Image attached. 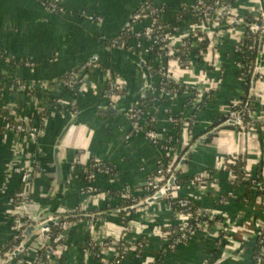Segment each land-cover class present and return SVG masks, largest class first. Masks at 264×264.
<instances>
[{
	"label": "crops",
	"instance_id": "1",
	"mask_svg": "<svg viewBox=\"0 0 264 264\" xmlns=\"http://www.w3.org/2000/svg\"><path fill=\"white\" fill-rule=\"evenodd\" d=\"M39 1L40 5L34 0H0V103L20 112L31 129L38 124L40 107H45L47 118L44 135L35 143L23 144L18 154L13 150L17 137L12 133L0 134V251L13 240L12 201L25 189L16 170L26 171L37 164V173L31 175L29 192L24 196L30 214L53 210L62 217H73L68 218L70 226L63 238L66 248L61 256L54 258L47 252V260L53 264H106L120 242L141 246L140 252L135 249L126 254L124 264H254L256 235L264 227V209L256 188L235 187L221 163L225 158L238 157L253 179H264V72L254 89L252 128L224 129L202 141V137L218 127L215 123L222 112L244 92L233 64L234 37L238 35L227 36L223 46L214 50L216 54L208 53L202 63L192 54V71L180 72L173 67L177 79L188 84L202 83L207 95L189 126L188 137L194 140H188V146L197 145L179 169L178 182L184 179L187 183L176 192V197L188 198L197 208L214 213L216 221L186 245L166 250L168 243L160 231L179 223L166 201L125 212L145 196L143 187L165 160L164 152L143 134L133 132L126 116L91 113L107 107L103 96L105 71L118 75L126 84L125 99L118 106L134 97L143 84L142 72L132 61L102 47H108V39L119 35L135 8L146 0ZM53 1L60 13H49L46 9ZM237 1L255 4V0ZM152 2L164 8L163 19L172 22L178 10L193 0ZM92 55H98L95 64L98 68L83 73L82 85H66L68 73ZM214 61L220 63L218 69L211 66ZM26 62L34 63V68L24 67ZM16 78L35 86L33 99L15 89ZM187 103L186 98L178 95L145 110L147 121L152 119V127L163 139L175 134V154L183 150L182 145L178 149L180 127L171 124L168 118L189 116L192 105ZM79 111L91 112L57 149L60 134ZM97 161L111 166L116 175L108 177L99 172L88 175L91 163ZM57 165L63 180L61 195L57 193ZM209 170L215 171L213 178L203 181ZM196 177H202V182L191 185ZM127 190L129 200L124 197ZM125 227L130 228L128 234ZM108 240L110 243L106 245ZM91 241L96 243L93 249L105 251L102 256L98 253L96 259L91 252L87 253ZM3 257L0 255V264H25L10 263ZM33 258L29 256L27 260Z\"/></svg>",
	"mask_w": 264,
	"mask_h": 264
},
{
	"label": "built area",
	"instance_id": "2",
	"mask_svg": "<svg viewBox=\"0 0 264 264\" xmlns=\"http://www.w3.org/2000/svg\"><path fill=\"white\" fill-rule=\"evenodd\" d=\"M48 7L52 12L60 13L56 1L48 3ZM164 15V8L156 7L152 0H146L133 13L130 25L120 32L118 36L111 38L108 41V47L130 52L146 61L152 75V85L145 99L146 101L149 100L151 105H162L166 101H170L174 97L181 95L186 98V101L191 99V104L189 105H193L199 100V93L195 90H190L187 87L179 86L175 84L174 81L170 80V78L177 79L174 76L173 67L177 68L180 72L192 71V69H194V64L190 57L192 54L202 63L204 59H206L208 53L212 52L213 54H216L214 50L217 51L218 48L223 46L224 39H226L227 36H233L234 34L238 35L234 37L235 44L233 46V64L237 70V77L243 85V89L246 85H250L251 77L256 70V57L254 61L249 62L245 53L247 50L255 49L257 56L259 39L261 37L264 38V25L257 6V0H255V4L248 5L240 4L237 0H193L191 4L183 6L178 10L172 22L164 20ZM98 22H100V20ZM234 23H237L238 25L232 27V24ZM250 28L256 30L257 34L254 35ZM206 29L210 30V32L203 33ZM262 53H264V42L262 45ZM217 63L219 62L214 61L211 66L214 67V69H218L216 67ZM34 65L35 64L32 62H26L23 64L24 67L29 69H33ZM95 68L98 67H96V65L84 66L76 72L66 76L65 84L68 86L70 84L82 85L85 80V75L83 76V73ZM258 71L259 80L264 71ZM104 76L106 80V89L103 96L106 100L107 108L116 107L119 102L125 99L126 84L121 77L113 74L109 70L105 71ZM248 76H250V78H248ZM183 82L188 84L185 81ZM170 84H173L178 88L171 89ZM195 84L202 85V83H194L191 85ZM14 87L17 91L26 96L32 99L34 98L33 93L35 86L26 85L21 81H16ZM243 95L244 92L242 91L240 99ZM239 100L231 103L225 111L222 112L224 122L221 125L228 121H234L237 123L236 129H240L241 131L249 130L252 128L251 124H245L243 118L247 115L252 121L254 111L252 110V107H250L243 118L239 119L238 116L245 110V108L241 109L238 106ZM6 111L7 114L0 117V134L6 135V133H12L17 137V143L13 149L15 154H18L20 150H22L23 144L29 142V137L36 142L38 137L44 135L47 123L45 107L39 108L37 112L38 124L30 129V132L26 131L24 117L20 116L17 111L7 109ZM75 114L76 113L73 115ZM125 116L130 121L133 132L143 134V136L154 145H160L164 152L165 160L159 163L155 173L147 180L143 187V191L152 197L164 188L176 168L174 157V147L176 143L175 134L171 133L163 139L162 135L156 130H146V127L149 126L152 119L149 120V122L147 121L146 112L143 108L142 102L129 111ZM168 121L174 126L181 124V119H176L172 116H169ZM238 162H240L238 157H228L221 163L222 170L227 172L233 181L234 178L231 175L230 168L238 167ZM100 163L102 162H94V164L90 166L91 169H101ZM36 165L37 164H34L33 167H28L26 171L16 170V173L20 175L21 183L24 186L27 184L28 176L37 173ZM103 169L105 171L99 173H108L106 168ZM240 170H242L246 179L253 178L252 173L249 172L244 165ZM202 180V177H196L190 182V184L195 185L201 183ZM262 181L263 183L256 184L254 187L256 189H258V187L264 189V179ZM180 189L181 186L176 178L173 186L165 192L163 199V201L167 202L169 207H171L170 201L178 198L176 197V192ZM24 196V192H20L15 195L14 200L12 201L15 205L14 214L12 216L14 231L12 243L19 241V244L8 251H0V255L4 256L3 258H6L8 261L11 258L12 253L17 250L22 243L23 231L31 227L36 228L40 225L39 222H36L35 216L30 214V205L25 200L26 198ZM125 196V199H130V195L126 194ZM179 199L180 200L176 203L181 210L178 213H174V216L179 220L180 224L178 227L182 230L181 235L177 240L170 243V241L165 238L167 234L160 231L162 238L168 243V250H173L178 246L186 245L199 231L208 230L209 224L207 222L198 223L193 226L191 224L193 220L198 217H205L208 222L214 223L216 221V215L214 213L206 211L205 209L197 208L188 198ZM69 226L70 223L68 221L62 222L59 226L49 232L45 239H43L40 234L34 236L31 239L29 246L25 249L19 262H24L25 264H53L51 263V260L42 261L40 258V252L43 249H46V251L47 249H50L51 257L59 258L66 248L63 244V238L64 231H66ZM263 230L264 227L257 232L256 235V240L259 241L261 249L258 256L253 258L254 264H264L259 258L260 256L264 257ZM54 231H56L55 234H53ZM124 232L128 234L130 228L125 227ZM126 245L127 244H122L120 246V253H114L115 263H118V261L122 259V255L127 254L130 251H135L134 246L127 248ZM93 247H96V243L91 241L88 244L87 253H89V250ZM104 247H106V245ZM139 247L141 246L139 245ZM104 252V249L101 248L99 256H102ZM29 256H34L33 260H27Z\"/></svg>",
	"mask_w": 264,
	"mask_h": 264
},
{
	"label": "water",
	"instance_id": "3",
	"mask_svg": "<svg viewBox=\"0 0 264 264\" xmlns=\"http://www.w3.org/2000/svg\"><path fill=\"white\" fill-rule=\"evenodd\" d=\"M34 1L38 5L41 4L39 0H34ZM143 2L144 1H142L135 8V10L129 16L127 23L124 25V27L122 28V30L120 32H122L124 29H126L130 25L133 13L138 9V7ZM257 6H258V9L260 11L262 22L264 25V0H257ZM46 9L48 10L49 13L52 12L48 6L46 7ZM237 25H238L237 23H234V24H232V27H235ZM245 26H247V25H245ZM250 30L254 35L257 34L256 30H254L252 28H250ZM208 32H210V30L206 29L203 31V33H208ZM263 42H264V38L261 37L259 39L258 48H257V56H256V63H255L256 70L254 71V73L251 77V81H250L248 100H247V103L245 106V110L242 113H240V115L238 116L239 119H242L243 116L246 114V111L249 110L250 107H252V99H253L254 89H255V86H256V83H257V80L259 77V71L258 70L264 71V53H262ZM102 48L105 49L107 52L122 54L125 58L132 61L142 72V76H143V82L142 83L143 84H142L140 90L138 91V93L134 97H132L129 101L125 102L123 105H120V106L117 105L116 107H108V108L105 107L103 109H97L94 112L93 111L92 112L91 111H79L78 113L73 115L70 118L67 125L65 126L62 133L60 134V137H59L60 139L57 141V149L60 146L61 142L65 139L67 134L74 127H76L77 126L76 124L89 112L97 114L98 116H114V115L125 116L129 111L134 109L138 104H140L142 101H144L146 99V97H147V95L151 89L152 75H151V71L148 68V65L144 59L139 58L137 55H133L132 53L126 52L123 50L112 49V48H108V47H102ZM97 63H98V55H92L91 57H89V59H87V61H85L81 65H78L77 67L72 69L71 72L68 73V75L76 72L77 70H79L80 68H83L86 65H95ZM216 67L217 68L220 67V63H217ZM170 80L174 81L175 84H177L179 86L187 87L190 90L197 91L199 93L200 97H199V100H197L192 105L190 115L181 119V124L179 125L180 132H179V147H178V149L182 145L183 150L181 149V151H180V149H179L178 154H175V156H174L175 161L177 162V160H178V162H177L176 168H175L172 176L170 177L167 184L164 186V188L162 190L158 191L150 199H148L144 203H140V205L135 206L134 208H139V207H142L145 205H151L156 201L163 200L165 192L168 191L171 186H173L174 181L178 176L180 167L187 160L189 153L191 151H193L197 145V144H194L191 147L188 146L189 145L188 140H194L191 137H188V133H189L188 130H189L190 123H192L193 119L196 118V116L194 114L196 113L197 110H199L202 107V103H204L206 100V92L202 88L201 85L186 84L182 80H180V79L178 80V79H174V78H170ZM16 81H21V80L19 78H16ZM0 107L5 108L7 110L17 111L15 108H12L10 105H5L3 103H0ZM18 114L20 116L22 115L20 112H18ZM252 121L254 122V119ZM24 124H25L26 131L30 132L31 127H30L29 121L27 119H24ZM236 126H237L236 122L228 121V122L224 123L223 125H220L217 128L213 129L211 132L206 134L205 137H202V141H206L209 136L216 135L221 130L229 129V128H235ZM196 137L197 136H195L194 138H196ZM29 142L31 144L35 143V141L30 137H29ZM197 142H200V141L198 140ZM185 149H189V150L187 151V153L184 154ZM56 152H58V151H56ZM181 152H183L182 154H184L183 157H181L182 156ZM180 154H181V156H180ZM56 176H57L56 184L58 186L57 193H58V195H61L63 180H62V174H61V169H60L59 165H57ZM30 182H31V176H28L27 184H26L25 189H24L25 196L28 195ZM126 192L130 195L129 190H127ZM131 209L132 208L126 209L125 212H129ZM68 218H73V217H68ZM68 218L58 215L57 211H53V210L49 213H43L42 212V213L36 214L35 220H36V222H39L40 225L36 228L31 227V228H28V229L23 231V233H22L23 241L20 244L19 248L12 253L11 258L9 259V262L10 263L19 262V260H20L21 256L23 255L25 249L29 246L31 239L34 236H36L37 234H40L42 236V238L45 239L49 232H51L55 227L59 226L62 222L68 221L69 220ZM47 252H50V249H47Z\"/></svg>",
	"mask_w": 264,
	"mask_h": 264
},
{
	"label": "trees",
	"instance_id": "4",
	"mask_svg": "<svg viewBox=\"0 0 264 264\" xmlns=\"http://www.w3.org/2000/svg\"><path fill=\"white\" fill-rule=\"evenodd\" d=\"M247 21H249V20H247ZM204 48H205V46H204ZM245 55H246V58L248 59V61L252 62V61H254V59L256 57V51H255V49L247 50ZM248 78H250V76H248ZM170 88L171 89H173V88L177 89L178 87L174 86L173 84H170ZM248 95H249V85H246L245 88H244V95L238 102V106L241 109L245 108V105H246L247 100H248ZM210 96H211V94H210ZM206 99H207V96H206ZM187 102H188L187 104H191V99H188ZM142 104H143L144 110H147L149 107L152 106L151 103L149 102V100L142 101ZM252 110L254 111L253 107H252ZM6 114H7L6 109H3V108L0 107V117L5 116ZM243 121H244L245 124H251V121H250V119L248 118L247 115L244 116ZM223 122H224V119L221 116L220 119L215 123V125L216 126H220ZM230 129H233V128H230ZM146 130H155V129H154V127H152V124L149 123V126L146 127ZM0 133H1V127H0ZM93 164H94V162L91 163V165H93ZM100 164H101V169H98L99 171L91 169V167H89L88 168V175H91L92 173H96V172H104L105 170L103 168H106V171L108 172V173H106V175L108 177H114L116 175L115 171L113 170V168L111 166H109V165H107L105 163H100ZM242 166H243V163L240 161V162H238V167H231L230 168L231 175L234 178L233 184H234L235 187L243 186L245 188L251 189V188L254 187V185L259 184V183H263V181L260 178L246 179L244 177V174H243L242 170H240V168ZM214 172H215L214 170L207 171V177L206 178L204 177L203 181H207L210 178H213L212 176H213ZM179 181H180V183H179L180 186H182L185 183H187V181L184 180V179H179ZM256 191L258 193L259 199L261 200L262 208L264 209V189H261V187H258V189H256ZM178 200H180V199L176 198V199H173L172 201H170L171 202V207L170 208H171L173 213H178L181 210L179 205L176 203ZM126 205L129 206V205H132V204L131 203H127ZM203 222H207L208 224L211 223V222H208L205 217H198L197 219L193 220L191 222V224L193 226H195L196 224L203 223ZM55 232L56 231H54L53 234H55ZM161 232L164 233V234H167V236L165 238L168 239L170 241V243H172V242H174L175 240H177L179 238V236L182 233V230L179 227H177V226H171V227H169L167 229H163ZM262 235H264V230L262 231ZM109 243H110L109 240L105 242L106 245L109 244ZM18 244H19V241H16V242H13V243L11 242V243L7 244V246L4 247L2 251L3 252L8 251V250L12 249L13 247L17 246ZM122 244L123 243H121V242L117 244L116 250H115L116 253H120L119 248H120V246ZM126 246H127V248L128 247H133L131 245H126ZM135 249H136L137 253L140 252V248H139L138 245L135 246ZM167 249H168V247H166V250ZM260 249H261V245L259 244V241L256 240L254 256H258ZM99 251H100L99 248L90 249V252L92 253V255L94 256L95 259L98 256ZM122 256H123L122 259H120L118 261V263L117 262L115 263V261H114L115 259H112L109 263L110 264H124L125 259H126V254H124ZM162 256H163L162 253H160L158 255L159 258H161ZM40 258H41L42 261H47V251H46V249L41 250ZM259 258L261 259V262L264 263V257L260 256ZM158 264H160V262Z\"/></svg>",
	"mask_w": 264,
	"mask_h": 264
},
{
	"label": "rangeland",
	"instance_id": "5",
	"mask_svg": "<svg viewBox=\"0 0 264 264\" xmlns=\"http://www.w3.org/2000/svg\"><path fill=\"white\" fill-rule=\"evenodd\" d=\"M249 88H250V85H249ZM177 136H178V133H177ZM142 191H143V190H142ZM143 192H144V191H143ZM125 197H126V196H125ZM142 198H143V199H141V201H139V202L137 203V206L140 205V203H144L145 201H147L148 199H150L151 196H149V194L145 193V196H143ZM130 199H131V197H130ZM163 199H164V197H163ZM131 208L133 209L134 207H131ZM179 224H180V223H178V226H179ZM178 226H177V227H178ZM221 233H223V232H221ZM195 236H196V235H195ZM221 237H222V236H221ZM221 237H220V239H221ZM225 239H226V238H225ZM221 241H225V240H224V239H221ZM254 257H255V256H254ZM112 259H114V255L112 256L111 260H112ZM111 260H110V261H111Z\"/></svg>",
	"mask_w": 264,
	"mask_h": 264
}]
</instances>
